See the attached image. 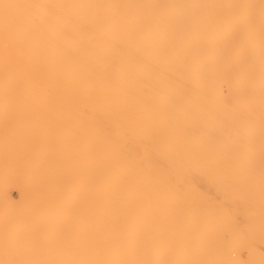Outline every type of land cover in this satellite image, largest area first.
<instances>
[{
	"label": "bare ground",
	"instance_id": "obj_1",
	"mask_svg": "<svg viewBox=\"0 0 264 264\" xmlns=\"http://www.w3.org/2000/svg\"><path fill=\"white\" fill-rule=\"evenodd\" d=\"M0 264H264V0H0Z\"/></svg>",
	"mask_w": 264,
	"mask_h": 264
}]
</instances>
